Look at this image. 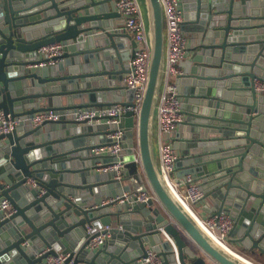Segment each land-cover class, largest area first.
<instances>
[{"label": "water", "instance_id": "95a60500", "mask_svg": "<svg viewBox=\"0 0 264 264\" xmlns=\"http://www.w3.org/2000/svg\"><path fill=\"white\" fill-rule=\"evenodd\" d=\"M139 1L149 72L138 112L120 117L125 165L117 180L101 170L113 158L93 151L111 142L112 125L61 119L33 126L29 118L48 109L135 106L133 91L122 100V40H131L130 57L137 43L118 29L121 13L108 0H0V110L22 117L0 132V264H40L60 252L68 254L62 264H148L150 248L163 264H177L164 232L181 264H246L206 234L161 170L164 11L161 0ZM181 1L182 30L194 41L177 81L186 119L164 139L180 151L177 175H192L205 198L217 192L210 213L234 217L228 243L264 257V93L255 88L264 82V0ZM55 42L63 52L50 64L38 50ZM146 189L154 195L148 202H104ZM4 200L14 209L6 217ZM106 226L113 239L88 249Z\"/></svg>", "mask_w": 264, "mask_h": 264}, {"label": "built area", "instance_id": "2783aa9c", "mask_svg": "<svg viewBox=\"0 0 264 264\" xmlns=\"http://www.w3.org/2000/svg\"><path fill=\"white\" fill-rule=\"evenodd\" d=\"M123 17V24L118 28L131 35L136 41L135 55L129 61L127 73L123 76L122 85L125 89L133 91L134 107H126L122 104L79 108L76 110L48 109L34 113L29 119L33 126L42 125L47 121H58L61 119H73L88 124L106 123L113 126L107 134L111 141L109 144L95 148L93 151L98 155H108L113 161L107 163L102 171H114L115 179L122 180L124 169L123 153V130L118 127L120 117L128 109L138 112L148 80L150 48L146 33V23L143 14V7L139 0H111ZM164 11V28L166 43V63L163 88L160 94L157 108V142L159 152V164L161 170L171 188L179 198L188 203L194 210V205L205 198L204 192L200 189L199 183L192 175L180 177L177 172L178 151L174 148L172 139H164V135L177 130L185 120L183 108L184 97L179 92L177 81L183 75L181 62L186 59L189 53L188 38L182 30L184 12L181 0H161ZM63 52V44L55 42L41 47L38 53L47 57L50 64L56 62L54 59ZM45 64V63H44ZM42 64V65H44ZM255 88L258 93H264V82L257 80ZM22 117H12L0 110V132L7 133L19 125ZM33 182V181H32ZM154 198L151 190L127 191L115 198H108L105 203L114 202L124 205L135 201L148 202ZM1 211L4 217L11 215L14 209L9 200L1 204ZM196 214L202 222L213 232L227 241V236L235 227V219L232 214L223 210L220 214L211 213L205 217ZM112 226H106L105 232H100L93 237L87 247L91 250L101 248L112 236ZM92 228H89L90 232ZM165 237L172 244L177 264L178 252L174 241L165 232ZM68 257L67 253L60 252L57 256H49L40 264H62ZM148 264H163V259L153 249L148 250V256L143 259Z\"/></svg>", "mask_w": 264, "mask_h": 264}, {"label": "crops", "instance_id": "0c3cea01", "mask_svg": "<svg viewBox=\"0 0 264 264\" xmlns=\"http://www.w3.org/2000/svg\"><path fill=\"white\" fill-rule=\"evenodd\" d=\"M108 6H109V8L111 9L112 8V6H114L113 5V3H112V1L111 0H108ZM114 8V7H113ZM120 21V23H122L123 24V17L121 18V20H119ZM120 26H121V24H120ZM188 38V43H189V46L190 47H192L193 46V44H194V41H192V39H190L189 38V36L187 37ZM123 41V43H124V49H123V51L122 52H126L127 53V55H128V58L126 59V60H124V62H123V64H122V66H121V68L123 69V76L125 75V73H127V71H128V67H129V61H130V59H131V57H130V54H128V53H131V51H132V49H133V47H132V45L130 44V42H131V40L129 39V40H125V39H123L122 40ZM191 55H192V52H190L189 51V53H188V56L186 57V59H189L190 57H191ZM185 59V60H186ZM120 86H122V89H121V91H122V100L123 101H126L127 100V98L130 96L129 95V91L130 90H127V89H125L124 87H123V85H122V81L120 82ZM184 102L186 103V99H184ZM185 119H186V115H185ZM186 135H188V132H186L185 133V135L184 136H186ZM178 154L180 155V151H178ZM99 172V171H98ZM177 172H178V169H177ZM177 172H176V174H177ZM128 183H131V181H126L125 182V184H128ZM176 193V192H175ZM216 193L217 192H214L210 197H207V198H204L202 201H201V203H199V204H195L194 205V210L191 208V206L188 204V203H186V202H184V204L187 206V208L191 211V213H193V215L197 218V214H196V212L199 214V215H201V216H203V217H205V216H207V215H209V214H211L210 213V210H213V209H215L216 208V198H217V196H216ZM108 198H104V202H106V200H107ZM198 220H199V218H197ZM199 222L202 224V226L210 233V234H212V231H210L209 229H207L205 226H204V224H203V222H201V220H199ZM112 226L113 227H115V228H119L120 230V233L122 234L124 231H125V229L123 228V227H121V225L119 224V222L116 220V217H114L113 216V224H112ZM119 233V234H120ZM213 235V234H212ZM113 234H112V236L109 238V240H112L113 239ZM214 236V235H213ZM215 237V236H214ZM120 237H118V234H117V239H119ZM216 238V237H215ZM230 238V236L228 235L227 236V239H229ZM163 239L164 240H167V238L165 237V234L163 233ZM216 240H218L217 238H216ZM220 243H222L224 246H226L222 241H220V240H218ZM135 245V244H134ZM227 247V246H226ZM233 247L235 248L236 247V245H233ZM238 247V246H237ZM236 247V249L238 250V251H240L242 254H240V252H238V251H236V250H234V249H230L231 251H233L234 253H236L237 255H239V256H241L243 259H245L244 257H246V261H248V259L250 260H253V261H255L256 263H258V264H264L263 263V261H264V257L263 256H261L260 254H258V253H256V254H251L249 251H246V250H240L239 248L240 247H238L237 248ZM229 248V247H228ZM243 255V256H242ZM245 255V256H244ZM249 262V261H248ZM251 263V262H250Z\"/></svg>", "mask_w": 264, "mask_h": 264}, {"label": "bare ground", "instance_id": "6f19581e", "mask_svg": "<svg viewBox=\"0 0 264 264\" xmlns=\"http://www.w3.org/2000/svg\"><path fill=\"white\" fill-rule=\"evenodd\" d=\"M186 206V205H185ZM187 207V206H186ZM188 209V208H187ZM189 210V209H188ZM190 211V210H189ZM193 214V213H192ZM197 218H199V220H201V218L197 215ZM199 220H197L198 221V223H199V225L204 229V231L206 232V234L208 235V236H210L211 238H212V240L215 242V243H217L218 245H220L221 247H223L226 251H228L229 253H231L232 255H234V256H237L238 258H240L242 261H244L246 264H258V263H256L255 261H251V260H249L248 259V261H246L245 259H246V257H244L245 259H243L241 256H239V255H237L236 253H234L233 251H231L230 249L232 248V249H234L228 242H226V240L224 239V238H221L219 235H217L215 232H213L211 229H209L204 223V226L207 228V229H209L210 231H212V234L218 239V240H220V241H222L226 246H224L222 243H220L218 240H216V238L212 235V234H210L203 226H202V224L199 222ZM201 222H202V220H201ZM229 247V248H228ZM235 250V249H234ZM237 251V250H236ZM241 254V253H240ZM243 256V255H242ZM251 262V263H250Z\"/></svg>", "mask_w": 264, "mask_h": 264}, {"label": "rangeland", "instance_id": "374dc122", "mask_svg": "<svg viewBox=\"0 0 264 264\" xmlns=\"http://www.w3.org/2000/svg\"><path fill=\"white\" fill-rule=\"evenodd\" d=\"M231 246L233 247V245H231ZM236 247H237V245H236ZM236 247H235V248L233 247V248H234L235 250H237ZM237 248H238V247H237ZM239 249L242 250L241 248H239ZM237 251H238V250H237ZM238 252H240V251H238ZM240 253H241V252H240ZM242 253H243V252H242ZM242 253H241V254H242ZM250 260H251V259H250ZM251 261H252V260H251ZM263 263H264V261H263Z\"/></svg>", "mask_w": 264, "mask_h": 264}]
</instances>
